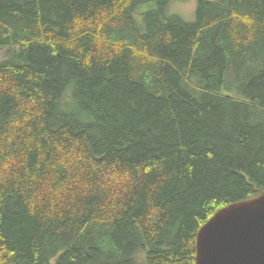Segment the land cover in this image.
<instances>
[{
  "label": "trees",
  "instance_id": "1",
  "mask_svg": "<svg viewBox=\"0 0 264 264\" xmlns=\"http://www.w3.org/2000/svg\"><path fill=\"white\" fill-rule=\"evenodd\" d=\"M170 2L0 0V264H195L264 192V0Z\"/></svg>",
  "mask_w": 264,
  "mask_h": 264
},
{
  "label": "water",
  "instance_id": "2",
  "mask_svg": "<svg viewBox=\"0 0 264 264\" xmlns=\"http://www.w3.org/2000/svg\"><path fill=\"white\" fill-rule=\"evenodd\" d=\"M195 264H264V192L220 209L200 228Z\"/></svg>",
  "mask_w": 264,
  "mask_h": 264
},
{
  "label": "rangeland",
  "instance_id": "3",
  "mask_svg": "<svg viewBox=\"0 0 264 264\" xmlns=\"http://www.w3.org/2000/svg\"><path fill=\"white\" fill-rule=\"evenodd\" d=\"M199 1L200 0H172L166 7V13L168 15L179 16L186 22H194L197 18ZM4 55L5 53H1L0 58Z\"/></svg>",
  "mask_w": 264,
  "mask_h": 264
}]
</instances>
